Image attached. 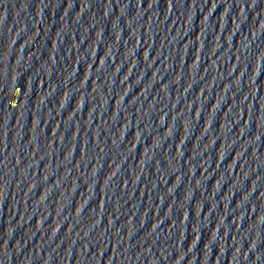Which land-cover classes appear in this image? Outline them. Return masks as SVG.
Returning <instances> with one entry per match:
<instances>
[{"label":"water","instance_id":"1","mask_svg":"<svg viewBox=\"0 0 264 264\" xmlns=\"http://www.w3.org/2000/svg\"><path fill=\"white\" fill-rule=\"evenodd\" d=\"M0 264H264V0H0Z\"/></svg>","mask_w":264,"mask_h":264}]
</instances>
